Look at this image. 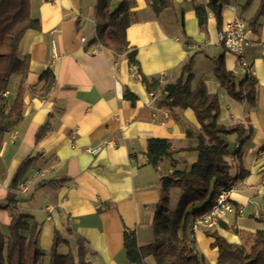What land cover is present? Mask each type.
<instances>
[{
    "label": "crops",
    "instance_id": "1",
    "mask_svg": "<svg viewBox=\"0 0 264 264\" xmlns=\"http://www.w3.org/2000/svg\"><path fill=\"white\" fill-rule=\"evenodd\" d=\"M96 1L29 0L30 14L39 20L40 29L26 30L18 45V57L27 58L28 71L22 119L4 134L0 148L5 171L0 178L1 203L20 164L29 162L15 190L22 200L15 207L0 208V229L6 234L16 213L27 217L28 223H36V244L44 254L40 264H48L55 231L63 239L59 254L75 255V237L79 236L91 264H135L127 259L124 232L134 231L138 246L149 244L160 176L187 169L198 159L195 146L201 130L193 111L159 105L166 93L147 91L137 66L129 64L125 54L89 44L95 37ZM120 2L112 0L109 10L114 11ZM208 2L173 0V7L155 14L148 0H134L131 11L137 20L126 29V38L136 49L141 73L164 75L163 83L174 82L184 61L193 55L191 86L202 82L207 93L217 95L220 123L242 126L224 139L231 152L240 150L230 174L237 175L239 167L247 171L231 193L233 203L244 211L240 216H223L220 222L227 228L218 223L213 229L228 242L239 244L234 229H264V16L252 23L262 0H253L246 8H242L245 0H231L222 8L220 24L208 12L205 27L200 28L194 7ZM234 14L251 29L253 44L244 52L246 66L218 40L222 23ZM185 39L191 42L185 45ZM221 55L237 82L247 73L255 79L254 105L233 99L215 79L211 58ZM47 69L54 82L40 95L45 84L41 75ZM20 82L19 75L11 77L8 104ZM125 90L136 96L133 102L123 97ZM47 118L49 131L36 141L38 127ZM150 138L170 143V155L161 158L156 167L147 160ZM93 148H98L94 154L89 152ZM53 180L66 182L58 192L50 190L48 194L34 188L40 181ZM176 189L170 192L171 208L173 194L176 204L178 201ZM194 239L204 264H216L213 238L198 229ZM144 262L155 264L152 256Z\"/></svg>",
    "mask_w": 264,
    "mask_h": 264
},
{
    "label": "trees",
    "instance_id": "2",
    "mask_svg": "<svg viewBox=\"0 0 264 264\" xmlns=\"http://www.w3.org/2000/svg\"><path fill=\"white\" fill-rule=\"evenodd\" d=\"M112 0H97L94 6L95 37L91 45H102L115 54H125L129 64L136 65L141 82L147 91L155 93L158 90L166 92V97L158 102L169 110H182L189 108L195 114L200 124V134L197 137L195 150L198 159L187 169L176 170L159 178V199L154 211L152 230L153 240L144 246H138L134 231L124 232V249L127 259L131 263L145 264L144 258L152 256L155 264H204V258L199 254L194 232L190 229L193 219L203 216L211 210L215 195L219 188L243 179L247 175L239 167V173L230 174L234 161L240 159V150L231 152L225 135L240 131L241 125H223L218 121L219 103L217 95L209 94L202 82L194 88L193 55L187 57L180 68V74L174 82H165L164 75L160 77H147L141 73L136 60V49L131 47L126 38V29L137 20L131 7L134 0H121L114 11L109 10ZM231 0H209L207 4H196L194 7L200 28H204L208 12H212L221 23V12L224 4ZM253 0H245L242 8L251 5ZM155 14L164 8L173 7V0H148ZM264 16V0L254 17ZM28 29H40L37 18L30 14L29 0H0V148L3 136L13 130L22 119L23 94L25 91L24 78L28 71L27 58L18 57V45L21 37ZM191 40L185 39L187 45ZM214 64L213 74L216 80L226 90L227 94L235 100L247 101L254 105L256 81L247 73L243 80L237 82L232 71L226 69L223 56L211 58ZM19 75L21 82L17 88L11 104L6 100L9 82L13 75ZM41 79L45 80L43 89L39 92L44 95L53 85L54 76L47 69ZM123 97L131 100L136 96L125 90ZM51 126L50 119L38 127L35 140H40L47 134ZM251 131V127L249 128ZM264 148V145H263ZM170 155V143L164 138H150L147 146V160L156 167L164 156ZM29 160L20 164L14 173L9 190L0 208L15 207L22 199L17 197L19 182L22 180ZM5 171L0 163V178ZM66 180L40 181L34 188L45 194L50 190L58 192ZM180 191L177 204L170 207L171 189ZM27 217L14 214L8 225L7 233L0 229V264H40L44 257L36 244L37 224L28 223ZM223 228L226 225L218 222ZM240 238V243H230L215 230H204L207 236L213 238L212 246L217 248L216 264H264V229L247 232L234 229ZM27 233V234H26ZM76 238L75 255L70 252L59 254L58 248L63 239L55 231L53 243L49 251L48 264H91L86 260L84 240Z\"/></svg>",
    "mask_w": 264,
    "mask_h": 264
},
{
    "label": "built area",
    "instance_id": "3",
    "mask_svg": "<svg viewBox=\"0 0 264 264\" xmlns=\"http://www.w3.org/2000/svg\"><path fill=\"white\" fill-rule=\"evenodd\" d=\"M229 8L233 11L235 10L232 5H230ZM80 39L82 42L85 40L84 37ZM218 40L226 50L237 55L242 66H246L244 52L253 44V40L251 38L250 27L240 15L234 14L230 20L222 23L218 34ZM97 150L98 148H93L89 149V152L94 154ZM235 190V183L220 187L215 195L211 210L203 216L193 219L190 224V229L193 232L198 229L203 231L213 230L223 216L229 213H234L238 216L242 215L244 211L243 207L236 206L231 199V193Z\"/></svg>",
    "mask_w": 264,
    "mask_h": 264
},
{
    "label": "rangeland",
    "instance_id": "4",
    "mask_svg": "<svg viewBox=\"0 0 264 264\" xmlns=\"http://www.w3.org/2000/svg\"><path fill=\"white\" fill-rule=\"evenodd\" d=\"M114 3H116V2H114ZM115 4H113V6H114ZM114 8V7H113ZM176 191V195L177 196H179V194H180V191L178 190V189H176L175 190ZM178 198V197H177ZM178 200V199H177ZM175 195L173 194V199H172V208H174L175 207Z\"/></svg>",
    "mask_w": 264,
    "mask_h": 264
}]
</instances>
